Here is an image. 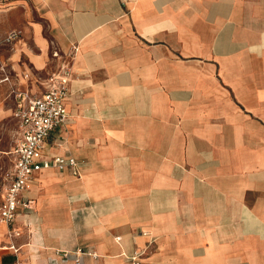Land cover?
Wrapping results in <instances>:
<instances>
[{
  "label": "crops",
  "instance_id": "1",
  "mask_svg": "<svg viewBox=\"0 0 264 264\" xmlns=\"http://www.w3.org/2000/svg\"><path fill=\"white\" fill-rule=\"evenodd\" d=\"M0 59L37 94L71 63L44 153L80 163L31 177L0 264H264V0H0Z\"/></svg>",
  "mask_w": 264,
  "mask_h": 264
},
{
  "label": "built area",
  "instance_id": "2",
  "mask_svg": "<svg viewBox=\"0 0 264 264\" xmlns=\"http://www.w3.org/2000/svg\"><path fill=\"white\" fill-rule=\"evenodd\" d=\"M22 36V30L13 29L3 39L4 44L13 42ZM1 70L6 72L5 66ZM72 65L65 62L60 69L49 78V88L41 94L33 93L11 83L9 74L3 80L10 81L15 99L14 116L18 120L19 135L11 151L13 165L9 183L0 202V225L7 227L9 237L18 231L13 227L20 209H31L33 199L24 196L23 192L28 181L38 171L47 168L64 170L71 168L75 174H80V163L72 155L46 156L45 142L54 130L64 124L69 111L66 105L70 93V76ZM29 77L28 73L24 74ZM147 234V232H144ZM16 252L15 245L11 246ZM145 250L137 251L133 258L135 264H148L141 260ZM60 259L64 262L73 260L82 264L84 256L97 258L99 254L88 248L79 247L76 250H59ZM21 264V263H18Z\"/></svg>",
  "mask_w": 264,
  "mask_h": 264
},
{
  "label": "rangeland",
  "instance_id": "3",
  "mask_svg": "<svg viewBox=\"0 0 264 264\" xmlns=\"http://www.w3.org/2000/svg\"><path fill=\"white\" fill-rule=\"evenodd\" d=\"M14 105L12 85L7 82L0 83V202L10 180L13 165L11 150L19 135L18 120L14 116ZM3 232L4 230L0 228V244H5Z\"/></svg>",
  "mask_w": 264,
  "mask_h": 264
}]
</instances>
